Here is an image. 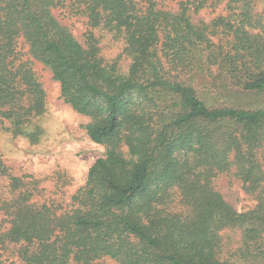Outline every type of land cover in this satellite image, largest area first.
<instances>
[{"label":"trees","instance_id":"trees-1","mask_svg":"<svg viewBox=\"0 0 264 264\" xmlns=\"http://www.w3.org/2000/svg\"><path fill=\"white\" fill-rule=\"evenodd\" d=\"M145 1L0 0V118L21 126L45 111L40 62L106 147L65 210L5 173L15 194L0 197L10 224L0 244L20 264H238L223 256L227 229L240 231L244 256L264 254V107H246L264 93L255 0H220L230 15L212 26L189 12L209 0L178 12ZM56 11L87 18L84 43ZM100 27L124 38L126 72L102 57ZM199 74L211 80L210 103L188 82ZM233 168L257 200L249 210L215 187Z\"/></svg>","mask_w":264,"mask_h":264},{"label":"rangeland","instance_id":"rangeland-1","mask_svg":"<svg viewBox=\"0 0 264 264\" xmlns=\"http://www.w3.org/2000/svg\"><path fill=\"white\" fill-rule=\"evenodd\" d=\"M142 4L147 3L141 0ZM186 0H158L157 7L178 12L181 3ZM256 12H260L256 20L259 25L252 28L254 32H264V0H255ZM195 23L211 24L219 17L230 15L226 2L209 0L199 11H189ZM61 21L67 25L77 39L84 43L87 18L84 16L62 15L56 11ZM218 33L220 28L216 29ZM100 39V53L109 65H118L123 72L128 70L131 62L126 55L124 38L105 27L96 29ZM221 35L215 38L219 41ZM35 71L47 95L45 111L31 122L16 126L9 120L0 118V197L8 199L15 193L12 190L11 178L8 175L22 178L27 185L40 193L35 194V200L41 203L57 205L64 210L72 205V198L87 182L88 172L94 162L105 155L106 147L93 142L88 134L87 126L91 118L74 110L61 94L60 83L54 78L52 71L41 64L35 63ZM203 98L211 94V80L206 74L196 75L189 80ZM215 92V91H213ZM212 95V94H211ZM211 99L208 98L210 103ZM249 101V100H248ZM246 107H264V93L251 100ZM126 150V149H125ZM127 154V153H126ZM6 170L4 172L2 169ZM8 175H6V174ZM232 172L220 174L214 180L215 187L227 202L236 210L246 211L254 207L257 200L243 188V183ZM10 226L4 212L0 211V228ZM224 258H231L238 264H264V254L243 255V239L238 230H224ZM241 254V255H240ZM102 264H119L106 257L99 261ZM16 248L12 245L4 248L0 244V264H20Z\"/></svg>","mask_w":264,"mask_h":264}]
</instances>
